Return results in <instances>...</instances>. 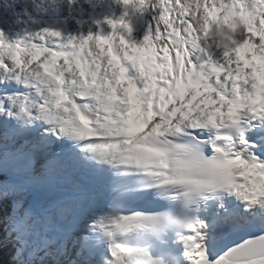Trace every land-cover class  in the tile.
<instances>
[{
  "label": "snow or ice",
  "instance_id": "snow-or-ice-1",
  "mask_svg": "<svg viewBox=\"0 0 264 264\" xmlns=\"http://www.w3.org/2000/svg\"><path fill=\"white\" fill-rule=\"evenodd\" d=\"M9 250L264 264V0H0Z\"/></svg>",
  "mask_w": 264,
  "mask_h": 264
},
{
  "label": "trees",
  "instance_id": "trees-1",
  "mask_svg": "<svg viewBox=\"0 0 264 264\" xmlns=\"http://www.w3.org/2000/svg\"><path fill=\"white\" fill-rule=\"evenodd\" d=\"M9 254H10V250L0 252V258H2L4 261H7V259L9 258Z\"/></svg>",
  "mask_w": 264,
  "mask_h": 264
}]
</instances>
